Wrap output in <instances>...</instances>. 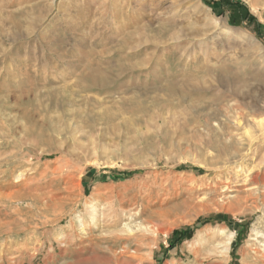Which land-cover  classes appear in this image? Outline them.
Here are the masks:
<instances>
[{
	"label": "rangeland",
	"instance_id": "374dc122",
	"mask_svg": "<svg viewBox=\"0 0 264 264\" xmlns=\"http://www.w3.org/2000/svg\"><path fill=\"white\" fill-rule=\"evenodd\" d=\"M260 120L264 0H0V264H264Z\"/></svg>",
	"mask_w": 264,
	"mask_h": 264
},
{
	"label": "bare ground",
	"instance_id": "6f19581e",
	"mask_svg": "<svg viewBox=\"0 0 264 264\" xmlns=\"http://www.w3.org/2000/svg\"><path fill=\"white\" fill-rule=\"evenodd\" d=\"M231 92L232 93H237V92H239V89L237 88V86L236 85H234V84H232V88H231ZM244 93V92H243ZM246 94H247V92H246ZM240 95H241V93H240ZM245 95V94H244ZM245 96H247V95H245ZM249 96V95H248ZM236 102H237V99L235 100ZM236 102H235V104H236ZM230 105V104H229ZM208 106V105H207ZM225 107V106H224ZM237 107V106H236ZM208 108V107H207ZM228 108V107H227ZM234 108V107H233ZM239 109V108H238ZM206 110H208V109H206ZM231 110H233L232 108H231ZM236 111V110H235ZM209 115V114H208ZM228 115H229V113H228ZM214 116V115H213ZM228 117V116H227ZM232 121L234 122V124L236 125L235 127L236 128H234L235 129V131H237V130H239L242 126H243V123H242V121L241 120H243L242 118H241V115L240 114H233L232 116ZM243 117V116H242ZM207 120V119H206ZM232 121H231V123H232ZM245 121V120H244ZM264 122H263V120L261 121L260 120V125H264L263 124ZM217 124V123H216ZM247 125L248 124H246V125H244L243 126V128H246L247 127ZM229 130H231V129H229ZM244 130V129H243ZM248 130V129H247ZM245 131V130H244ZM249 133V132H248ZM237 134V133H236ZM240 134V133H239ZM226 135V134H225ZM247 135V134H246ZM250 135V134H249ZM211 136V135H210ZM231 136H234L232 133H231ZM251 136V135H250ZM230 137V136H229ZM249 137V136H248ZM228 138V137H227ZM233 138V137H232ZM228 141V140H227ZM231 141V140H230ZM230 145H228V147H229ZM234 146V145H233ZM231 147V146H230ZM235 150H236V148H235ZM235 162V161H234ZM224 163H226V162H224ZM258 178H259V175H256L254 178H253V182H255V183H257V184H259V181H258ZM3 194V193H2ZM4 195V194H3ZM3 197V196H2ZM4 197H5V195H4ZM8 197V196H7ZM35 220V219H34ZM259 261H261V260H259ZM263 261V260H262ZM263 263V262H262Z\"/></svg>",
	"mask_w": 264,
	"mask_h": 264
},
{
	"label": "trees",
	"instance_id": "16d2710c",
	"mask_svg": "<svg viewBox=\"0 0 264 264\" xmlns=\"http://www.w3.org/2000/svg\"><path fill=\"white\" fill-rule=\"evenodd\" d=\"M237 7L239 8V10L245 9V7L241 3H237ZM247 16H249L251 19H253V16L252 15H249V13H247Z\"/></svg>",
	"mask_w": 264,
	"mask_h": 264
}]
</instances>
